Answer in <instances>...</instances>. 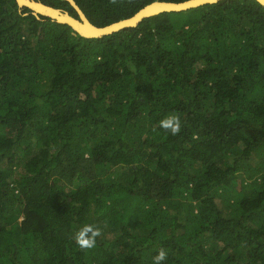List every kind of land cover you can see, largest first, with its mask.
I'll use <instances>...</instances> for the list:
<instances>
[{
	"label": "trees",
	"instance_id": "1",
	"mask_svg": "<svg viewBox=\"0 0 264 264\" xmlns=\"http://www.w3.org/2000/svg\"><path fill=\"white\" fill-rule=\"evenodd\" d=\"M75 1L106 26L157 0ZM85 224L102 234L81 250ZM161 248L162 264H264V5L86 37L0 0V264H153Z\"/></svg>",
	"mask_w": 264,
	"mask_h": 264
},
{
	"label": "water",
	"instance_id": "2",
	"mask_svg": "<svg viewBox=\"0 0 264 264\" xmlns=\"http://www.w3.org/2000/svg\"><path fill=\"white\" fill-rule=\"evenodd\" d=\"M21 7L26 6L30 8L33 13L37 16L45 15L51 17L52 19L60 22L69 24L73 29L74 33H79L80 35L86 37H102L107 34H112L123 28L136 26L143 19L149 16H153L165 11H181L187 10L189 8L198 7L208 3H215L220 0H186L181 2H167V1H154L141 8L135 15L130 18L122 19L120 21L114 22L107 26H97L92 23L86 14L82 11L75 0H68L78 11L79 18L72 16L68 11L60 8H56L52 5H47L41 1L29 0L28 3L23 0H17ZM262 5H264V0H258ZM33 3L35 5H33ZM160 4L161 8L155 9L154 6Z\"/></svg>",
	"mask_w": 264,
	"mask_h": 264
},
{
	"label": "clouds",
	"instance_id": "3",
	"mask_svg": "<svg viewBox=\"0 0 264 264\" xmlns=\"http://www.w3.org/2000/svg\"><path fill=\"white\" fill-rule=\"evenodd\" d=\"M100 27H103V26H100ZM159 125L165 131L169 132L171 135H174V136L178 135L181 131V120H180V117L176 114H171L163 118L159 122ZM101 234L102 233L99 228L95 227L92 224H85L74 233L73 239L75 240L76 244L79 246L81 250H88V249H93L96 247L97 237L101 236ZM166 258H167V252L163 248H161L159 249L158 253L153 257V264H162V262Z\"/></svg>",
	"mask_w": 264,
	"mask_h": 264
},
{
	"label": "bare ground",
	"instance_id": "4",
	"mask_svg": "<svg viewBox=\"0 0 264 264\" xmlns=\"http://www.w3.org/2000/svg\"><path fill=\"white\" fill-rule=\"evenodd\" d=\"M23 1L26 2V3L29 2V0H23ZM33 5H35V4L33 3ZM154 8H155V9H158V8H161V6H160V4H156V5L154 6Z\"/></svg>",
	"mask_w": 264,
	"mask_h": 264
},
{
	"label": "crops",
	"instance_id": "5",
	"mask_svg": "<svg viewBox=\"0 0 264 264\" xmlns=\"http://www.w3.org/2000/svg\"><path fill=\"white\" fill-rule=\"evenodd\" d=\"M38 1V0H37ZM40 1V0H39ZM42 2V1H41ZM44 3V2H43ZM48 5V4H47ZM83 11V10H82ZM78 12V11H77ZM84 12V11H83ZM79 15V14H78ZM73 16V15H72ZM75 17V16H74Z\"/></svg>",
	"mask_w": 264,
	"mask_h": 264
},
{
	"label": "rangeland",
	"instance_id": "6",
	"mask_svg": "<svg viewBox=\"0 0 264 264\" xmlns=\"http://www.w3.org/2000/svg\"><path fill=\"white\" fill-rule=\"evenodd\" d=\"M39 1V0H38Z\"/></svg>",
	"mask_w": 264,
	"mask_h": 264
}]
</instances>
